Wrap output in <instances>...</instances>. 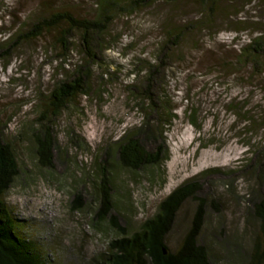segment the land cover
I'll return each mask as SVG.
<instances>
[{
	"label": "rangeland",
	"instance_id": "rangeland-1",
	"mask_svg": "<svg viewBox=\"0 0 264 264\" xmlns=\"http://www.w3.org/2000/svg\"><path fill=\"white\" fill-rule=\"evenodd\" d=\"M103 1L0 0V42L58 11L96 18ZM120 2L97 63L88 64L78 31L62 61L58 29L23 40L9 62L0 59V131L20 164L6 199L23 221L21 235L34 240L45 264H107L120 233L111 216H96L93 163L145 119L137 89L148 67L160 64L153 89L176 115L165 125L168 157L136 171L114 168L112 215L134 231L175 188L197 181V197L181 207L167 247H180L204 199L199 240L214 262L250 264L258 241L264 250V229L251 212L253 196L264 194V177L255 173L260 164L264 169V62L255 66L242 53L255 38L264 43V0H219L215 9L201 0ZM81 66L89 69L87 92L55 113L49 105L55 82ZM40 116L59 145L53 167L36 154L32 128ZM78 192L82 209L74 207Z\"/></svg>",
	"mask_w": 264,
	"mask_h": 264
},
{
	"label": "trees",
	"instance_id": "trees-1",
	"mask_svg": "<svg viewBox=\"0 0 264 264\" xmlns=\"http://www.w3.org/2000/svg\"><path fill=\"white\" fill-rule=\"evenodd\" d=\"M126 1L129 5L140 6L149 0ZM201 1L204 2L205 9L208 4H210L209 8L215 9L219 0ZM116 7L121 8L120 0H104L99 15L93 19L78 17L69 11H58L50 16L40 17L28 30H15L4 37V40L0 42V59L9 62L11 55L23 40L34 39L44 32L58 29L56 40L63 52L59 55L62 61L73 49L72 31H78L82 52L88 64L97 63V52L103 44V36L107 35L106 31L114 21ZM261 39H253L242 53V56L255 66L263 65L264 62L262 59L264 43ZM168 47L169 44L166 45V48ZM167 54V52L164 53V58H169ZM161 67L163 66L160 64L148 67L144 76L143 89L139 87L137 89L141 92L140 97L147 110L145 119L138 126L127 129L114 145L104 149L105 155L103 153L98 155L93 163L97 170V174L93 176L94 194H92L98 203L96 216L100 221L107 220L111 216L113 226L120 233L119 237L111 241L109 245L107 264H216L207 246L199 240L205 215L204 199L180 247L171 251L166 245V238L175 225L181 207L188 199L197 197L196 194L201 187L197 181L185 182L175 188L160 202L156 213L134 231H129L122 226L118 217L112 215L115 190L112 177L114 168L121 166L136 171L161 165L168 157L165 125L172 122L176 115L153 89L155 82L158 81ZM88 70L86 66H81L71 78L66 77L55 82L49 95V105L54 108L55 113L62 110L77 94L87 92L85 78ZM155 113H159V116L155 117ZM45 119L47 118L41 119L40 116L41 124L38 128H32V136L36 142L39 163L46 167H53L59 145L54 137L53 128ZM109 164H111L110 168ZM258 168L260 171L255 173H259L258 178L263 179V165L260 164ZM19 172L20 164L16 148L0 131V264H45L34 240L21 235L23 221L14 215L6 199V194ZM84 204L82 193L78 192L74 207L82 209ZM251 212L261 221L264 229V194L253 196ZM261 246L258 241L255 247L256 253L252 255L250 264H264V250Z\"/></svg>",
	"mask_w": 264,
	"mask_h": 264
}]
</instances>
